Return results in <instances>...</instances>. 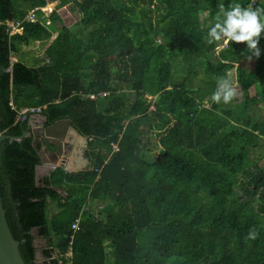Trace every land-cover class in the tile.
Returning a JSON list of instances; mask_svg holds the SVG:
<instances>
[{
  "label": "trees",
  "instance_id": "obj_1",
  "mask_svg": "<svg viewBox=\"0 0 264 264\" xmlns=\"http://www.w3.org/2000/svg\"><path fill=\"white\" fill-rule=\"evenodd\" d=\"M146 2L136 14L124 0H0V128L22 135L27 109L88 137L87 169L56 167L39 183L40 144H1L0 193L26 264H37L34 229L48 264H264V168L249 157L264 115L248 118L264 108V34L253 66L246 43L206 42L219 3L264 10L263 0ZM11 21L22 31L10 34ZM36 42L45 63L11 61ZM177 57L187 79L173 74ZM235 65L243 99L216 104L217 79ZM200 75L204 90L191 85ZM147 136L153 160L140 154Z\"/></svg>",
  "mask_w": 264,
  "mask_h": 264
},
{
  "label": "water",
  "instance_id": "obj_2",
  "mask_svg": "<svg viewBox=\"0 0 264 264\" xmlns=\"http://www.w3.org/2000/svg\"><path fill=\"white\" fill-rule=\"evenodd\" d=\"M30 114V117H28L29 114L24 115L23 120L29 118V123L33 128L36 126V118L34 115H39L43 120L46 119L45 115H42L41 113L35 114L34 110H31ZM39 129L42 134H37L36 132L33 133L34 145L37 146L38 143H42L46 146H52L55 149L51 150L50 153L53 156L58 155L60 158L57 161H50L48 164L46 160L47 154L41 149L39 152L41 162L35 169L37 183H39L45 173L49 174L56 167H62L69 172L81 171L88 168L74 166L75 164H80V159L83 160V164L89 163V160L83 156V149L87 147L88 137L82 135L73 126L71 119H59L47 126L40 125ZM27 136H31V132L28 130H24L20 136H14L9 135L0 128V147L7 139L11 141L22 140ZM39 136L40 138H38ZM64 144L70 146V150L65 153H63ZM43 171L45 172L44 175L40 173ZM20 244L21 242L13 236L9 227L3 198L0 193V264H26L20 251Z\"/></svg>",
  "mask_w": 264,
  "mask_h": 264
},
{
  "label": "clouds",
  "instance_id": "obj_3",
  "mask_svg": "<svg viewBox=\"0 0 264 264\" xmlns=\"http://www.w3.org/2000/svg\"><path fill=\"white\" fill-rule=\"evenodd\" d=\"M219 12L215 17V23L207 33L206 42L208 44L224 43H246L247 59L251 61L253 57L259 58L261 48L260 39L264 34V10L243 7L239 3L229 4L227 7L223 3L218 5ZM219 50V49H218ZM238 96L237 86L230 78L220 77L217 79L215 91L211 100L216 104L223 102L231 103ZM257 233L252 230L249 238L255 239Z\"/></svg>",
  "mask_w": 264,
  "mask_h": 264
},
{
  "label": "rangeland",
  "instance_id": "obj_4",
  "mask_svg": "<svg viewBox=\"0 0 264 264\" xmlns=\"http://www.w3.org/2000/svg\"><path fill=\"white\" fill-rule=\"evenodd\" d=\"M142 1L143 0H124V2L127 5H129V6L133 5L135 7L136 14H140V10H141L143 4L145 6L147 5L146 0H145V3H143V4H142ZM54 5H55V3L51 4V6H54ZM151 15H152V18L155 19V14L153 13ZM19 32H21V30H19ZM157 41L164 42L161 36L157 37ZM40 46H41L40 42H36L34 47H27L25 45L20 46L19 53L13 54V56L11 57V61L15 62L18 59H21L25 63H27L28 65H31V66H37V65L45 63L47 61V57H46V54L41 51ZM244 60H245V62H248L249 65L253 66L254 63L252 62V60L249 61L247 58H244ZM172 65H173L174 76H176V74H177V76H179V79H182V80L187 79L184 75L191 68H189L188 65H186L183 62V60H181L180 57L175 58L172 61ZM236 66L237 65H235V68L230 70L228 73V77L237 86V91H238V96L232 101L233 103H236V102L238 103L239 101H241L243 99V93H242L239 85L237 84ZM93 67H94V64L88 66L87 68H85L82 71L83 80L85 82H89L92 79ZM197 69L199 71L200 67H197ZM198 84L202 86V90H204L208 86V83H206V81L204 79L202 80L201 75L198 78L194 79L191 85L197 86ZM256 92H257V89H255V88L250 89L251 95H255ZM149 98H151V97L149 96ZM205 102L206 103H204V105L209 107L210 103H207V101H205ZM26 112H25V109H23V110H21L20 115L23 116L26 114ZM250 115L251 116H248V118L251 120V122H253L255 119H258L260 116L264 115V108H263V110H260L255 114L253 113V111H250ZM34 116L36 118V121H35L36 126L43 124L44 120L39 115H34ZM78 146H79V143H78ZM67 147L69 149V146H67ZM159 151H160V148L152 136H147L144 140V143L141 145V148H140V154L145 159H150V160H153L155 158V156L158 155ZM249 157L251 160L258 162V164L264 168V144L258 148L251 150L249 153ZM77 166L81 167L78 164H77ZM40 173L44 175L45 172L43 171ZM32 234L36 238H42L39 236L37 230H35V229L33 230Z\"/></svg>",
  "mask_w": 264,
  "mask_h": 264
},
{
  "label": "flooded vegetation",
  "instance_id": "obj_5",
  "mask_svg": "<svg viewBox=\"0 0 264 264\" xmlns=\"http://www.w3.org/2000/svg\"><path fill=\"white\" fill-rule=\"evenodd\" d=\"M37 113V112H36ZM35 113V114H36ZM31 115V114H30ZM30 115L28 116V117H30ZM43 115V114H42ZM46 116V115H45ZM28 120H27V122H28V129H26V130H28V131H30L31 132V136L32 137H34V132H36L37 134H42V132L40 131V129H39V127L40 126H35L34 128L32 127V125H30V123H29V118H27ZM51 123H54V122H51ZM48 124H50V123H48L47 122V116H46V119L44 120V122H43V124H42V126H47ZM33 128V129H32ZM38 138H40V136L38 137ZM38 144H40V151H41V149H43V151H45L46 152V154H47V156H46V160H47V163L49 164V162L50 161H57L60 157L58 156V155H56V156H53L51 153H50V151L51 150H54L55 148L54 147H52V146H49V145H45V144H42V143H38ZM67 146H69L68 144H64L63 145V153H65V152H68L69 150H70V146H69V149H68V147ZM84 150V154H85V150H86V148H84L83 149ZM39 151V152H40ZM40 156V155H39ZM40 162H41V160H40ZM74 166H76V165H74Z\"/></svg>",
  "mask_w": 264,
  "mask_h": 264
},
{
  "label": "crops",
  "instance_id": "obj_6",
  "mask_svg": "<svg viewBox=\"0 0 264 264\" xmlns=\"http://www.w3.org/2000/svg\"><path fill=\"white\" fill-rule=\"evenodd\" d=\"M263 3H264V0H263ZM38 126H40V125H38ZM83 156L85 158H87L85 156V154H84V150H83ZM79 163L80 164H78V165H80L81 167H85L86 168V167H89L90 166V162L88 164L87 163L83 164V160L82 159L79 160ZM75 165L77 166V164H75ZM45 172H46V169H45ZM45 175H46V173H45ZM51 212H54V208H51ZM35 230H37V229H35ZM37 232H38V230H37ZM34 240H35L34 241V245L36 247V263L37 264H48V259H46L43 256V249H45L47 247V239L44 238V237H42V238H36V237H34Z\"/></svg>",
  "mask_w": 264,
  "mask_h": 264
},
{
  "label": "built area",
  "instance_id": "obj_7",
  "mask_svg": "<svg viewBox=\"0 0 264 264\" xmlns=\"http://www.w3.org/2000/svg\"><path fill=\"white\" fill-rule=\"evenodd\" d=\"M27 18H29L30 20L34 21V15H33V11L30 12V14L27 16ZM8 26L10 28V34H14L16 32H19V30H21L20 27V22L19 21H11L8 22ZM22 31V30H21ZM91 98H95L94 95H90ZM27 111V109H25V112ZM78 228V220H76L73 224H72V229L76 230Z\"/></svg>",
  "mask_w": 264,
  "mask_h": 264
}]
</instances>
